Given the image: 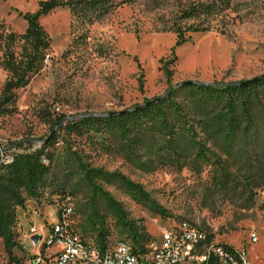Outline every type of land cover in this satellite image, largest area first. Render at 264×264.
Masks as SVG:
<instances>
[{"label":"rangeland","instance_id":"374dc122","mask_svg":"<svg viewBox=\"0 0 264 264\" xmlns=\"http://www.w3.org/2000/svg\"><path fill=\"white\" fill-rule=\"evenodd\" d=\"M42 1L50 0H0L6 32L23 35L28 28L23 16L36 13ZM107 1L113 5L110 10L90 14L89 20L74 19L68 8L40 18L51 39V52L43 68L25 87L14 90V100L0 113V157L11 160L47 145L46 154L54 156L52 175L40 198H29L17 209L19 247L13 256L27 264L39 253L33 238L46 239L60 221L90 245L105 233L108 247L131 246L128 230L107 203L110 197L128 221L145 230L148 245L187 224L216 243L246 251L249 264H264V188L249 197L251 185L245 178L249 165L231 167L232 191H223V172L213 164L215 157L197 161L192 152L178 163L160 155L155 142L153 149L137 146L139 157L130 158L109 131L76 132L65 121L135 109L186 82L238 84L264 76V0H230V9L214 18L210 31L191 34L182 47H176L173 32L178 12L173 1L133 0L118 7L123 0ZM3 56L0 51V103L6 99L10 78L1 65ZM193 98L181 91L177 101L191 108ZM186 120L191 130L194 122ZM214 154L233 163L234 155ZM77 155L92 169L123 175L141 186L165 215L134 199L119 179L100 180L97 188L90 187L74 162ZM33 229L39 231L35 236ZM253 234L256 243L251 242ZM11 262L0 238V264Z\"/></svg>","mask_w":264,"mask_h":264},{"label":"trees","instance_id":"16d2710c","mask_svg":"<svg viewBox=\"0 0 264 264\" xmlns=\"http://www.w3.org/2000/svg\"><path fill=\"white\" fill-rule=\"evenodd\" d=\"M133 0H123L117 7ZM177 7L173 32L177 35L176 47H182L191 40V34L212 29L211 22L230 9V0H171ZM113 5L107 0H50L42 1L34 14L23 16L28 28L23 35L7 33L0 21V51L3 52L1 65L9 72L10 78L4 90L5 101L0 103V113L14 100V90L25 87L32 74L44 66L51 52V39L40 24V18L59 8H68L77 20H89L90 14H106ZM115 6V5H114ZM173 54L175 52L173 51ZM186 91L194 98L189 108L177 101L178 93ZM139 109V110H136ZM193 120L192 129L187 130V120ZM62 118L58 119V124ZM57 124V125H58ZM72 131H109L113 140L124 149L130 158H138L135 148L148 144L153 149L159 142V154L167 159L180 162L196 152L195 160L210 162L215 157V166L220 168L223 191H232L230 186L235 175L229 173L237 164L249 165L245 173L249 197L254 190L264 188V78L251 85L240 87L236 84H203L178 86L168 96L147 102L133 112L120 117L102 119L69 120ZM45 146L33 153L17 155L9 161L0 160V238L12 264H22L13 256L17 242V209L24 208L27 199L40 198L52 175L54 156L46 154ZM221 152L232 156L233 163L214 154ZM253 154V155H251ZM90 187L97 188L98 181L119 179L122 187L132 197L146 204L151 211L165 215V211L154 203L143 188L129 181L123 175H110L102 169H92L80 156L74 161ZM257 163V166L253 165ZM48 163V164H47ZM148 164V163H147ZM145 164L144 166H147ZM255 169V170H254ZM107 196V195H105ZM109 207L115 211L120 222L132 239V250L137 254L148 251L149 237L142 227L128 221L127 214L107 197ZM207 235L212 242V236ZM107 235L98 234L94 246L105 252ZM227 245V244H222Z\"/></svg>","mask_w":264,"mask_h":264},{"label":"built area","instance_id":"2783aa9c","mask_svg":"<svg viewBox=\"0 0 264 264\" xmlns=\"http://www.w3.org/2000/svg\"><path fill=\"white\" fill-rule=\"evenodd\" d=\"M0 160L9 161L3 157ZM38 232L33 229L31 235ZM257 241V235L253 234L251 242ZM37 245L39 253L27 264H249L246 251L210 242L205 232L187 224L164 232L158 244L149 245L148 251L140 255L124 243L102 252L69 231L61 221ZM57 246L59 250L54 249Z\"/></svg>","mask_w":264,"mask_h":264},{"label":"water","instance_id":"95a60500","mask_svg":"<svg viewBox=\"0 0 264 264\" xmlns=\"http://www.w3.org/2000/svg\"><path fill=\"white\" fill-rule=\"evenodd\" d=\"M264 78V76L258 77L256 79H253L251 81L248 82H244V83H238L236 84V86H240V87H244V86H248L251 85L255 82H258L259 80H262ZM192 84H196L195 82H186V83H182L179 85V87L185 86V85H192ZM139 110V109H136ZM134 109L131 110H126V111H122V112H114V113H104V114H85V115H80L78 117H75V119L81 120V119H102V118H108V117H120V116H124L128 113L133 112ZM72 119H66L65 121H69ZM33 242L35 245L38 244V238L34 237L33 238Z\"/></svg>","mask_w":264,"mask_h":264}]
</instances>
